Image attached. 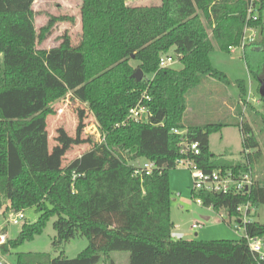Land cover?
Returning <instances> with one entry per match:
<instances>
[{
    "label": "trees",
    "instance_id": "trees-1",
    "mask_svg": "<svg viewBox=\"0 0 264 264\" xmlns=\"http://www.w3.org/2000/svg\"><path fill=\"white\" fill-rule=\"evenodd\" d=\"M36 1L0 0V211L4 206L14 213L35 208L39 214L36 223L22 227L11 249L43 234L47 222L56 219L52 245L61 254L18 253L15 264H116L115 253H127L129 264H264L244 239H174L171 220L170 173L183 143H198L201 155L195 160L206 173L239 174L262 158L252 122L261 125L263 134L264 98L263 113L246 103L245 81L237 86L251 122L242 117L234 123L242 131L246 162L227 161L210 150V136L233 123L195 124L186 113L190 92L205 79L232 85L209 54L215 45L224 53L241 47L248 0H162L159 6L133 8L126 0H80L78 45L66 34L50 50L38 47L52 35L55 19L37 31ZM261 3L252 26L264 35ZM262 45L244 47L254 76L264 66L255 48ZM171 52L181 69L161 68L160 59ZM138 69L141 81L132 79ZM144 95L151 98L144 103L150 121H129V111ZM67 96L88 106L104 142L84 137L88 122L81 109L75 137L64 148L50 150L51 106ZM238 112L243 114L241 107ZM174 129L187 133L181 136ZM83 144L92 149L63 167L65 151ZM137 160L156 163L154 173L136 175ZM192 198L231 219L248 201L256 210L264 206V179L254 178L247 195L192 191ZM247 233L264 239V224L254 220ZM84 237L85 251L66 258V243ZM9 251L2 246V255Z\"/></svg>",
    "mask_w": 264,
    "mask_h": 264
},
{
    "label": "rangeland",
    "instance_id": "rangeland-1",
    "mask_svg": "<svg viewBox=\"0 0 264 264\" xmlns=\"http://www.w3.org/2000/svg\"><path fill=\"white\" fill-rule=\"evenodd\" d=\"M33 9L36 12L35 27L40 31L45 27L51 18L55 19L54 29L51 36H49L42 44L39 45V50H50L57 48L61 44V38L68 35L71 43L78 45L82 36L81 26V8L80 0H37ZM71 18L73 19L71 21ZM250 33H248L249 35ZM257 42L261 44L264 41V35L257 34ZM256 53L260 60H264V45L261 47L255 46ZM171 52L169 56H173ZM209 59L214 68L226 74L231 80L232 85L223 84L215 79L207 78L203 81L200 87L192 90L189 95L188 115L195 124L208 125L218 123H233L234 125L227 126L219 132H215L210 136V150L219 158L225 160H232L235 162H246L243 149V135L240 127L236 123H241L242 117L251 122L247 112V105L251 104L258 112L263 113V102L261 101V94H259L261 81L264 79V66L258 76L250 73L244 56L242 48H235L232 52H222L218 45H215L214 50L209 54ZM259 60V61H260ZM133 67L137 63L132 64ZM175 69H181L180 63L172 65ZM238 81H245L247 88L246 104L240 103V90L237 86ZM213 94V102L222 100L224 96L229 95L230 98L240 103L242 108L241 118L239 116L233 117L226 106L218 103L219 106L205 103ZM53 113L48 117V133L50 136V150L53 151L58 147L64 148L69 139L75 137L76 126L78 125V112L84 109L87 117L88 128L85 129L83 135L88 138L91 135L92 124H96V118L90 113L86 104L76 102L71 96L63 98L62 101L54 103L52 106ZM234 108V107H233ZM188 117V116H187ZM236 121V123H234ZM258 123L252 122V130L256 139L259 141L260 149L263 152L262 158L255 161L253 167V177L255 179L261 177L264 179V132ZM90 131V132H89ZM94 141L99 142L97 136H94ZM92 149L89 145L70 146L64 153L62 159L64 165L73 160L82 157L83 154ZM142 160H137L134 166L141 164ZM251 167V168H252ZM170 187L172 191L171 196V220L174 224L173 238L182 239L184 241H203L212 242V240H239L244 237L245 232L242 229L237 231L235 223L230 219H222L220 214L213 208L205 207L196 203V199L192 198L193 178L189 173L187 167L178 165L170 173ZM196 193H199L195 191ZM5 207V208H4ZM2 210H6L4 206ZM11 214L7 211L5 217L0 215V227L7 232L9 253L8 255H0V261L7 264L16 263V255L18 253H45L51 254L52 257H58L61 250L56 249L52 245L57 233L53 227L56 219L52 218L47 222L44 233L36 236L30 242H25L19 247L12 248L10 242L16 240L21 232L22 227L32 225L39 219V214L35 208H29L25 211V220L20 224L14 225L7 222V217ZM7 218V219H6ZM206 218L208 220H206ZM254 220L264 224V206H260L256 211ZM193 225H199L198 229H193ZM88 240L84 238H76L66 243L63 248L64 256L69 259L78 257L88 247ZM112 258L116 264H129V255L127 253H115Z\"/></svg>",
    "mask_w": 264,
    "mask_h": 264
},
{
    "label": "built area",
    "instance_id": "built-area-1",
    "mask_svg": "<svg viewBox=\"0 0 264 264\" xmlns=\"http://www.w3.org/2000/svg\"><path fill=\"white\" fill-rule=\"evenodd\" d=\"M261 1L262 0H248L249 6L247 10V23L244 29L242 38L243 41L240 47L242 49H244L246 45L255 44L257 42L256 39L258 30L253 27L252 24L258 22L259 20L260 10L262 8ZM248 33L250 34L248 35ZM234 49L235 48H230V51H234ZM160 60V66L163 69L171 68L172 65L177 63V60H175L171 55L163 56ZM145 101L150 102L151 98L144 95V99L129 111V121L139 122L142 124L148 123L150 121L152 115L150 113L149 107L144 104ZM91 126L93 130L91 135L97 136L99 142H104L105 137L101 135L98 123L92 124ZM173 132L181 136L187 133L183 130L177 129H174ZM183 144L184 145L180 149L181 157L176 162V168L178 165H182L189 169V173L193 178V187L195 191L222 194L225 196H228L229 194L247 195L251 191L254 183L253 170L251 167L239 174H236L233 170H215L210 173H206L202 168L199 167L195 160L196 157L201 155V150H199L198 143L186 142ZM156 167V163L154 162H142L138 165L136 175L150 176L154 173ZM196 203L203 205L200 198L196 199ZM256 211L257 210L255 206L248 201L245 205H240L237 207L236 212L238 216L234 217L233 222L235 223L234 226L237 231H241L242 229L244 230L245 235L241 239H244L248 242L252 254L256 256V258H259V260L264 261V239L253 238L247 233V227L253 223ZM5 214L6 210L1 209L0 215L5 217ZM220 217L223 220L226 218L230 219V217L228 218L224 213H220ZM7 218L6 219L9 224H20L25 220V212L14 213L11 211V214ZM199 227V225H193V229H198ZM8 242L7 232L4 228L0 227V255L2 254V246L8 245ZM0 264L7 263L0 261Z\"/></svg>",
    "mask_w": 264,
    "mask_h": 264
},
{
    "label": "crops",
    "instance_id": "crops-1",
    "mask_svg": "<svg viewBox=\"0 0 264 264\" xmlns=\"http://www.w3.org/2000/svg\"><path fill=\"white\" fill-rule=\"evenodd\" d=\"M161 2H162V0H126L127 6H130L132 8L133 7L159 6V5H161ZM230 52H232V51H230ZM212 97H213V94L210 93V96L208 97V99H206L207 101L205 103L210 102L212 105L216 103L215 106H219L218 103H220L223 106H226L228 108V110L233 111V112H231V111L228 112L233 117L239 116L241 118V114L238 112V110L240 108L241 98H240V103H236L235 100H233L232 98L229 97V95L224 96L223 101L218 100L217 102H213ZM189 117L190 116L188 115L187 121H190L191 118L189 119ZM206 220H208V219L206 218Z\"/></svg>",
    "mask_w": 264,
    "mask_h": 264
},
{
    "label": "water",
    "instance_id": "water-1",
    "mask_svg": "<svg viewBox=\"0 0 264 264\" xmlns=\"http://www.w3.org/2000/svg\"><path fill=\"white\" fill-rule=\"evenodd\" d=\"M143 72L141 69H138L134 75H132V79H136L137 81L143 80ZM259 94H261V98H264V79L261 81Z\"/></svg>",
    "mask_w": 264,
    "mask_h": 264
}]
</instances>
